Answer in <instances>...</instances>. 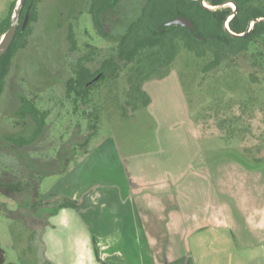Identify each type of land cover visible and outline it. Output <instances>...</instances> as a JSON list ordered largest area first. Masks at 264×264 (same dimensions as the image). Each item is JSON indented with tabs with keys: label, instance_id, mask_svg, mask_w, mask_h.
I'll list each match as a JSON object with an SVG mask.
<instances>
[{
	"label": "rangeland",
	"instance_id": "rangeland-1",
	"mask_svg": "<svg viewBox=\"0 0 264 264\" xmlns=\"http://www.w3.org/2000/svg\"><path fill=\"white\" fill-rule=\"evenodd\" d=\"M15 1L0 0V21ZM143 1L120 0L106 15V30L124 29ZM90 2L43 0L6 79V264H264V65L257 51L203 82L202 62L183 54L167 77L144 84L151 103L127 116L115 106L126 100L115 84L76 105L67 82L79 59L90 58L97 70L114 45L94 29ZM116 85L125 87L124 76ZM25 100L47 113L44 131L28 145L21 138L34 135L37 123L21 111ZM96 116L97 134L84 147ZM14 183H21L17 191ZM65 200L79 206L50 215Z\"/></svg>",
	"mask_w": 264,
	"mask_h": 264
},
{
	"label": "trees",
	"instance_id": "trees-1",
	"mask_svg": "<svg viewBox=\"0 0 264 264\" xmlns=\"http://www.w3.org/2000/svg\"><path fill=\"white\" fill-rule=\"evenodd\" d=\"M16 0L6 18L0 21V40L10 28L12 15L17 4ZM43 0H26L21 12V25L26 15L29 22L25 29L19 27L10 49L0 60V98L4 92L6 79L16 54L23 49L32 32V23L37 19V10ZM205 7L199 0H144L139 14L124 29L116 33L106 30V15L118 8L120 0H91L88 13L91 16L97 34L111 43L110 55L105 58L97 70H92L87 61L80 58L73 69V76L67 82V95L74 103H87L93 90L100 87L123 90L124 102L116 99L115 106L123 116L128 115V109L136 111L151 103L144 84L153 79H163L173 70L178 57L183 54L194 57L202 62L200 68L201 81L223 66L230 67L237 59L247 54L252 48L257 51L258 59L264 65V2L259 0H205ZM234 4L236 12L229 7L220 8L223 4ZM234 13L231 20L228 17ZM184 17L194 24L189 30L179 25L167 26V23ZM253 27L250 31V25ZM235 35H233V34ZM245 33L243 36H238ZM68 40L72 49H76L75 33L70 26ZM124 76L125 87L116 85ZM185 75H183V78ZM252 82L260 81L252 75ZM95 78L97 81L88 86ZM190 84V83H189ZM111 86V87H109ZM115 98H118L114 93ZM25 115H30L37 123L34 135L21 138V144H31L42 134L46 125L47 113L40 111L30 100H25L21 106ZM92 129L94 134L87 137L82 146L90 144L98 131V116ZM240 159V158H239ZM17 191L21 183L9 185ZM0 203V207H2ZM77 201L65 200L52 208L50 215L57 214L63 208H77ZM44 209L39 202L37 208ZM98 257V256H97ZM98 260H100L98 258ZM0 264H6L5 252L0 247Z\"/></svg>",
	"mask_w": 264,
	"mask_h": 264
},
{
	"label": "water",
	"instance_id": "water-1",
	"mask_svg": "<svg viewBox=\"0 0 264 264\" xmlns=\"http://www.w3.org/2000/svg\"><path fill=\"white\" fill-rule=\"evenodd\" d=\"M25 1L26 0H18L17 1L16 7H15L14 12H13V15H12V23H11V26L4 33V35L2 36V38L0 40V60L3 57V55L8 52V50L10 49L11 45L14 42L15 36L17 34V31H18V29H19V27L21 25V12H22L23 6L25 4ZM199 1H201L205 7H208V8H211V9H217V7L216 8H213V7H209L208 5H206L205 0H199ZM228 5H229L228 3L223 4L222 6H220V8L226 7ZM236 10H237V7L235 6L234 7V12H236ZM233 16H234V13L231 14L228 17V20H227V23H226V27L227 28H228V21L231 20V18ZM28 21H29V15H26L25 16V19H24V22H23V25H22V28L23 29L26 28V26L28 24ZM172 25L183 26V27L188 28L189 30H192L194 28V24L190 20H188V19H186V18H184L182 16H180V17H178V18H176V19H174V20H172V21H170V22L167 23V26H172ZM252 27H253V23L250 25V28L247 31H250V29ZM228 30H229V28H228ZM244 34L245 33H243L241 35H238V36H243ZM233 35H235V34H233ZM97 80H98V78H95L94 80L90 81L88 83V86H90L92 83H94Z\"/></svg>",
	"mask_w": 264,
	"mask_h": 264
},
{
	"label": "crops",
	"instance_id": "crops-1",
	"mask_svg": "<svg viewBox=\"0 0 264 264\" xmlns=\"http://www.w3.org/2000/svg\"><path fill=\"white\" fill-rule=\"evenodd\" d=\"M174 215H175V217H176V225H175V227H172L173 230H175V228H176L177 226H179V212H178V214L175 213ZM174 215H172V216H174ZM177 223H178V224H177ZM175 232H176V230H175ZM177 232H178V231H177ZM177 232H176V233H177ZM178 241H179V240H178ZM178 241H177V244L175 245V247H179V246H177V245H179Z\"/></svg>",
	"mask_w": 264,
	"mask_h": 264
},
{
	"label": "flooded vegetation",
	"instance_id": "flooded-vegetation-1",
	"mask_svg": "<svg viewBox=\"0 0 264 264\" xmlns=\"http://www.w3.org/2000/svg\"><path fill=\"white\" fill-rule=\"evenodd\" d=\"M24 22V21H23ZM29 22V21H28ZM22 25H23V23H22ZM22 25H20L21 27H22ZM28 25V24H27Z\"/></svg>",
	"mask_w": 264,
	"mask_h": 264
}]
</instances>
